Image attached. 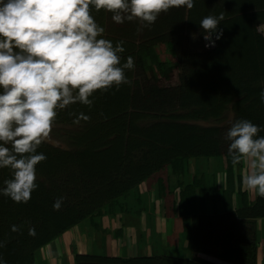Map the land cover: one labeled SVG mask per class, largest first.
Masks as SVG:
<instances>
[{
    "label": "trees",
    "instance_id": "trees-1",
    "mask_svg": "<svg viewBox=\"0 0 264 264\" xmlns=\"http://www.w3.org/2000/svg\"><path fill=\"white\" fill-rule=\"evenodd\" d=\"M186 9L184 7L185 11ZM189 10L194 21L189 22L187 26L182 20L184 16L182 9L173 7L168 12L161 13L153 25L144 28L139 34L132 33L131 29L126 27L118 28L117 26L115 29L110 27L113 30L110 36L114 37L112 40L109 37V40L113 42V45L124 41L125 51L119 54L124 57H121L123 59L121 66L127 62L128 55H135L137 52L138 65L142 67L140 69L146 72L143 67L149 68L153 73V79L148 86L138 82L133 84L135 92L132 96L124 94L122 91L117 93L114 85L108 91L95 92L90 97L93 100L91 107L77 102L72 108L68 106L63 110L65 119L68 121L76 119L80 113H84L90 119L88 121L81 120L85 125L83 126L84 132L79 135L71 133L67 141V149H57L47 143H43L37 149L38 154L42 153L43 149H47L49 153L46 155L49 156L51 163L42 161L36 166L38 187L32 192L30 201L26 204L15 202L17 211L9 213L5 220L0 221V241L5 242V246L0 248V256L3 257L6 264H37V261L40 263L42 262L41 251L44 249L46 253L47 247L53 251L47 263L57 264V261L63 257L60 255L63 249L60 247L62 235L77 226L80 221L89 219L94 213V206L93 208H90V204L86 206V200L88 203L93 201L91 203L93 205L96 200L98 201L100 210L98 214L91 217L90 223L98 231H103L110 228V225L105 226L100 220L106 211L103 208L106 207L110 211V206L118 207L119 201L124 198L129 207V218L132 211H135L140 220L143 214L148 212L146 195H149L150 191L155 192V197L152 199L155 210H158L160 205L167 209V205H170L168 196L171 195V192H179L176 208L180 209L179 217L183 220L186 241L193 250L192 258L179 256V250L176 255L168 254L166 249L157 255L141 252L128 257L112 255L106 257L92 254L89 247L85 249V252L83 249H78L72 264H207L206 260L200 256L201 254L211 255L231 264H264V241L261 242L259 239L256 222H244L247 224L248 228H246L252 237L251 240L241 234L243 227L241 218L246 220L264 218V213L257 211L258 208L264 207V201L262 197H258L257 200L254 199L250 203L249 196L242 197L244 195L243 177L240 176L241 174L236 176L235 166L232 165L231 157L228 155L230 142L225 139L231 124L225 125L226 127H215L191 123L194 121L191 119L192 116L200 117L203 109L208 111L215 107L210 93L219 102L233 107L235 100L232 89L237 91L246 88L256 89L253 80L264 73V64L262 67L255 65L254 69L257 72H248L249 76L245 78L231 79L238 72L247 71L252 65L247 58L240 65L235 63L232 66V62L229 65L231 61L228 59L229 57L223 58L225 51H222L220 43L223 37L217 41L215 48L204 51L202 41L205 33L199 23H196L195 16L201 11L212 13L216 10L217 17L223 13L224 20L220 22L219 28L224 31L227 26L232 27V33L226 35L223 32V36L247 37L243 38L247 51L243 50L244 47L243 51H239L234 45L235 55L253 56V53H264L261 51L264 49V37L256 38L258 26L264 24V0H194V7ZM252 21L257 27H251ZM134 23L138 22L134 21ZM169 26L171 27L170 31ZM141 33H145L157 43L166 42L168 40H164V38L170 37L172 48L169 50H172L171 53L178 58V65L186 68L189 63H192L193 68L199 73V79L195 82L182 77L181 87L171 84L160 86L161 81L173 79L175 65L170 60L161 61V58L156 55L146 58L145 48L148 46L139 49L137 47L138 43L146 42L140 35ZM193 34H195V38H193ZM175 37H178V41L175 40ZM154 53L156 54L157 51ZM148 60L150 61L147 62ZM214 64L230 66L229 71L226 70L228 79L222 78L219 81H214L209 76V68ZM131 72L126 69L125 75L128 77ZM205 77L211 83L207 82ZM239 85L243 88L240 89ZM223 87L226 89L224 92ZM262 90L258 91V97ZM112 93L120 94V96L116 97ZM250 94L252 93L250 92ZM112 97L120 104L122 110L126 108L127 98H130L128 109L124 112L118 111L121 115L116 118L108 116L111 113L117 114L116 110L111 109L109 114H105L109 111L108 107L112 108L110 105ZM258 100L261 101L257 99L247 108L241 107L239 114L241 110L242 114L240 117L238 115L237 120L247 119L260 126L259 137L264 136V109L259 107ZM188 104L196 105V110L191 111L192 108L186 110ZM177 109H180L179 112L183 116L179 115L181 121L166 123L161 120L162 115H167ZM223 112V107L222 109L218 108V114L214 117L222 116ZM59 116L60 114H57L55 121L59 120ZM148 118H152L149 121L156 120L160 124L150 122L151 128L143 126L142 122ZM132 133L137 134L133 137L140 138L133 146L128 140ZM195 134L197 137L193 138ZM201 137H203V142H200ZM130 141L132 142V139ZM197 142L202 143L201 149L197 148ZM145 147L148 150L146 153L141 151L143 155L137 163L141 173L135 172L136 175H134L133 168L128 164L133 160L131 153L139 148L143 150ZM196 157L207 160V175L210 176V182L207 181L206 174L201 173L200 168L203 163L201 160H195ZM215 157L222 159L223 170L220 168L219 172L226 173L227 185L224 189L216 186L218 172L215 170L214 163L209 167V163L211 164V160L214 162ZM166 168H169L171 172L167 178L164 176ZM247 170L249 172L251 170L249 164L246 165V174H248ZM94 174H97L98 177L89 186L87 180L94 177ZM172 177L174 182H171ZM210 184L211 192H209ZM146 185L150 190L146 189ZM97 186H105L103 189L106 193L83 199L84 195H87L90 190H95ZM170 188L171 191L168 192ZM128 193L131 195L127 199ZM236 194L243 199L242 207L235 204ZM60 197H63L64 200L60 210L57 211L54 210L53 204ZM161 200H163L162 204ZM209 200H211V205L213 204V213H209L208 210ZM9 202L13 203L14 201L9 197ZM168 210H165V213ZM28 212L36 221H42V224L34 227L35 237L30 236L29 232L26 235L19 232L16 243L8 242L10 240L9 233L14 223L11 221L15 219L13 215H19L20 217L17 219H20L23 213L25 216ZM149 212L152 217V209ZM237 218L240 220L236 224L228 223ZM45 219L46 222H44ZM111 225L115 224L111 223ZM224 227L227 228V231L223 229ZM111 233H114L113 235L120 240L133 241L134 239V234L125 226ZM123 237L124 239H122ZM132 247H135L133 242Z\"/></svg>",
    "mask_w": 264,
    "mask_h": 264
},
{
    "label": "clouds",
    "instance_id": "clouds-1",
    "mask_svg": "<svg viewBox=\"0 0 264 264\" xmlns=\"http://www.w3.org/2000/svg\"><path fill=\"white\" fill-rule=\"evenodd\" d=\"M173 7L192 9L194 0H0V168H10L12 179L0 193L16 203H28L36 183V166L47 159L37 149L51 140L57 110L74 103L91 107L97 91L116 90L131 84L125 70L135 68L129 56L121 66L124 41L116 45L102 38L105 28L92 9L110 12L116 24L138 21L137 33L153 25L161 13ZM224 14L204 17L205 50L223 36L219 28ZM195 38V34H193ZM264 102V90L260 92ZM75 115L74 113H69ZM90 117L73 120L79 125ZM260 126L239 119L231 124L225 139L233 166L247 162L244 186L264 198V136ZM10 145V147H8ZM64 198L53 204L60 210ZM13 232L20 226L12 225ZM35 237V228H29ZM5 242L0 241V248ZM0 264H6L0 256Z\"/></svg>",
    "mask_w": 264,
    "mask_h": 264
},
{
    "label": "rangeland",
    "instance_id": "rangeland-1",
    "mask_svg": "<svg viewBox=\"0 0 264 264\" xmlns=\"http://www.w3.org/2000/svg\"><path fill=\"white\" fill-rule=\"evenodd\" d=\"M215 14L216 16L218 15L216 10H214L212 13L207 12L204 13L203 11H201L200 13H198L195 16V21L196 23H200V21L209 15H213ZM92 15L95 18L96 22L105 28V33L103 34L102 38L108 39L109 37H111L110 35L112 34L113 30L110 29V27H112V29H115L117 26L118 28H130L132 33H136L137 32V28L139 26L138 23H134V22H129V21H125L123 24H119L116 25V23L113 22V20L111 19L112 14L107 11L101 10L100 12H96L94 10V8L92 9ZM190 15V12H189ZM110 16V18H109ZM194 21V18L192 17V22ZM138 22V21H137ZM184 25H188V22L185 23L184 21ZM264 25V24H263ZM251 27H257L256 24L254 23V21L251 22ZM171 30V27L169 26V31ZM259 31H263L264 32V27L259 28ZM187 32V30H186ZM226 35L227 34H231L232 33V27H228L223 31ZM143 38L144 41L146 42H142V43H138L137 47L138 49L140 47H146L148 46L146 49V54L145 57H151L152 55H156L159 58H161V61L165 62L167 60H170L175 66H174V77L171 80H163L159 83L160 86H167V85H172L175 87H181V82H182V77L187 78L189 81H197L199 79V73L196 69L193 68L192 63H189L187 65L186 68H183V66L178 65V58L175 57V54H172L171 51L169 49L172 48V44L170 43V37H165L164 40H168V41H163V42H154V40L152 38H150L149 36H147L145 33H141L140 34ZM263 37L260 33L256 34V38L258 39L259 37ZM114 36L111 37V40L113 39ZM223 40L220 42L222 44V51H225L223 54V58H227L230 59L232 62V66L236 63L237 65H240V63L247 58L250 62V64L252 66H247L249 67V69L246 70H242L240 72H238L237 74H235L234 76L231 77V79H234L236 77H241V78H245L247 76H249L248 72H257V70L254 69L255 65H262L264 64V53H253V56H246V55H235L236 53V48L234 47V45L237 47V50L239 51H247V48L244 47L245 41L243 40V38H247V37H235V38H231L230 36H222ZM110 40V41H111ZM175 40L178 41V37H175ZM197 41H198V37H197ZM203 44H202V48H204V44H206L207 42L204 41L203 39ZM170 43V46H169ZM228 45V46H227ZM217 46V41L214 47H210V50L215 48ZM243 47L245 49H243ZM257 48V47H255ZM243 49V50H242ZM154 51H157V53L155 54ZM205 51V49H204ZM207 51V50H206ZM261 51H264V49H261ZM128 54V53H127ZM125 56V55H124ZM133 57L134 61H135V68L133 70H131V75L130 76H126L129 80L132 81V83L129 84H122L119 87V90L117 91V93L119 91H122L124 94H129L130 96L134 95L135 89L133 87V84H137L140 83L141 85H145L148 86L149 83L152 81L153 79V73L149 68H144L146 70L142 71L140 68H142L140 65H138L139 62V57L137 56V52L135 53V55H128L127 57ZM123 57V56H121ZM153 57V56H152ZM124 58V57H123ZM121 60H123L121 58ZM227 60V59H226ZM150 60H148L147 62H149ZM225 61V60H224ZM177 63V64H176ZM122 64V63H121ZM226 65V64H222V65H217L214 64L212 66H210L208 74L209 76L214 80V81H219L222 78H226V74L230 69V66ZM260 67V69H261ZM259 69V70H260ZM227 70V72H226ZM258 70V71H259ZM205 79L207 80V82L211 81L205 77ZM228 79V78H226ZM225 79V81H226ZM224 81V83H225ZM253 85L256 89L253 88H246L242 91H237L235 89L233 90V98L235 100V103L233 105V107H228L227 105L221 103L218 101V99L213 95V94H209L210 98L212 99L215 107H212L210 110L206 111L205 109H203L202 111V116L200 117H191L192 120L191 123H195V124H201L204 126H219V127H224L225 125L228 126L230 124H232L234 121L237 120L238 115L240 117V115L242 114V110L239 114V110L241 109V107L247 108L249 106H251V104L254 103L255 100L260 99V97H258L259 95V90H264V73H262L258 78L253 80ZM233 87V85H231ZM230 86V87H231ZM226 87V85H225ZM239 88L242 89L243 86L239 85ZM116 89V87H115ZM224 90H226L223 87V92ZM226 92V91H225ZM250 92L252 94H250ZM114 94V93H112ZM120 96V94H114V96ZM254 95V96H253ZM115 97V98H116ZM215 101V102H214ZM130 103V98H127V102H126V108L122 110L121 106L119 103H117V101H115V99L112 97L111 98V102L110 105H112V108L108 107L107 109L109 111H107L105 114H109L110 110H116L117 114L115 113H111L108 116L111 117H118L119 115H121V113L119 112H124L128 109L129 104ZM259 107L264 109V102L262 101H257ZM222 105V106H221ZM74 106V104H71L69 107L72 108ZM223 107V115L220 117H214L215 115L218 114V108L222 109ZM191 111H195L196 110V105H191L188 104L186 107V110H190ZM243 108V109H244ZM122 110V111H120ZM119 111V112H118ZM180 109L177 110H173V112L168 113L167 115H162L161 120L163 122L166 123H171L172 121H181L179 115L182 116V114H180ZM65 111L63 110H57V114H60L59 116V120L55 121L52 127V132H51V140L52 141H56L58 143H49L46 142L49 146L57 148V149H67V141L72 134H76L79 135L82 132H84L83 130V126H85L82 121H80V124H74L73 120L68 121L67 119H65V114H63ZM182 112V111H181ZM188 113V112H187ZM99 114H102V112H99ZM184 114V113H183ZM183 117V116H182ZM152 120V118H148L145 122H142L143 126H147V128H151L152 127V122L156 123L157 125L160 124L159 121H149ZM198 120V121H195ZM151 122V123H150ZM151 124V125H150ZM225 126V127H226ZM161 129V128H159ZM158 129V130H159ZM150 132V129H149ZM203 133V132H202ZM137 134L132 133L130 134V139H132V142L129 140V142L131 143V145L133 146L136 143V140H139V137H133L136 136ZM207 135V134H206ZM206 135L204 136V138L206 137ZM133 137V138H132ZM197 135L195 134L193 136V138H196ZM200 142H203V137H201ZM198 143V147L199 149H201L202 143ZM197 146V144H195ZM196 146H194V148H196ZM8 147H10V145H8ZM44 151L42 152L47 159L44 161H47L48 163H51V160L49 158V156L46 155V153L48 154L49 151L47 149H43ZM148 150L147 147L142 149H138V150H134L131 153V156L133 158L132 161L128 162L129 165H131V167L133 168V174H135V172L137 174L141 173V169L140 166L137 165V163L141 160L142 157V152L144 151V153H146V151ZM221 161V157H215L214 158V162L213 160H211V164L209 163V167L213 166L214 163V167L215 170L218 172V177H217V181H219V179L221 178L219 170L217 168V165L219 164L217 161ZM195 160H201V162L203 163V165L201 166L200 170L202 174H206L207 176V160L201 159V157H196ZM248 163H244L241 162L240 164L235 166V172H236V176H238L239 174H241L240 176L244 177L245 175H247L245 173L246 170V165ZM220 166V165H219ZM247 173L249 174V171L247 170ZM76 174V173H75ZM171 174L169 168L164 169V176L167 178L169 177ZM87 176V174L85 175V177ZM220 176V177H219ZM97 174H94V177H91L90 180L88 179V184L89 186L92 185L93 181L95 178H97ZM12 171L10 168H0V189H3L4 187H6V185L4 184L5 180L8 179H12ZM83 178V177H82ZM93 178V179H92ZM92 179V180H91ZM207 181L210 182L209 180V176L207 177ZM174 182V178L172 177V181ZM49 183H53V182H49ZM52 185V184H51ZM53 186V185H52ZM106 186V185H105ZM103 186V187H105ZM148 190H150L149 186L146 185ZM145 186V187H146ZM210 186V192L212 191L211 188V184ZM103 187L97 186V188L95 190H90L89 193L87 195H84L85 197L83 199H88L90 196L94 197L96 195H104L106 193V191L103 189ZM171 191V188L168 190V192ZM243 193L244 195L242 196L243 198L246 196H250L252 192L250 190H248L244 185H243ZM2 193H0L1 195ZM179 194V192H178ZM131 195V193L127 194V199L128 196ZM153 197H155V192H151L149 193V195H146V209L148 212H145L143 214V217L139 220L137 215L135 214V211H132L131 216L129 218L128 215V206L126 205V201L125 199H121L119 201V206L116 208H113V206H110V211H111V215L112 218L110 220V224H106V216L102 218V222H105V226H109V229H105L103 231H98L97 229H95L93 226H91V217L93 215H95L96 213L98 214V211L100 210V207L98 206V201L96 200L95 204H91L93 203V201L91 203H88L86 200V206L88 204H90V208H93L94 206V213L91 214V217L89 219L86 220H82L80 221L77 226L72 227L71 229H69L67 232H65L62 235V239L60 241V247L63 248L62 249V253L60 254L61 256L63 255V257L60 259V261H57V264H72L74 263V260L72 259V256L74 257V255H76V253H78V249H83V252H85V249L90 247V251L92 252V254H98V255H103L108 257L109 255L112 256H123V257H128L129 255H137L139 254V248L142 247L144 254H149V255H157L159 252L162 251V253L164 252V250L166 249V252L168 254H174L173 250L174 248L176 250H179V256L181 257H186V258H192L193 256V250L191 245L186 241V235H185V231L183 230V220L179 217V207L178 210L176 208L177 201L173 199L172 195L168 196L169 197V204L167 205L168 208L165 209V207L163 205H160V208H158V210H155V212L153 213L152 217L150 215L151 212H149V210H151V207L153 206L154 202H152ZM258 195L255 197V200L258 199ZM96 199V198H95ZM159 199V198H158ZM262 200L264 201V198H262ZM211 200L208 201V204L210 203ZM163 203V200H161V204ZM169 209V210H168ZM176 211H175V210ZM103 210L108 211V208H103ZM131 210V209H130ZM165 210L168 212L165 213ZM17 208L15 207V202L11 203L9 202V197L1 195L0 196V221H3L7 218V215L11 212H16ZM178 211V214H177ZM257 211L259 213H264V207H260L257 209ZM213 212V209H211V203H210V210L209 213ZM110 214V213H109ZM110 215V217H111ZM177 216V218H176ZM19 215L14 214L13 218H15L14 220H12L11 222H14L13 225H17L20 226V231L18 232H13L11 230V232L9 233V237L10 240H8V242H12V243H16L17 241V237H18V233L22 232L25 235L29 232V228L30 227H35L37 225L42 224V221H36L35 218H33L31 216V214H29V212L24 216V213L22 214V218H19ZM240 220V219H232L231 221H229L228 223H234L236 224V222ZM254 219H242L241 221L243 222V227L241 230V234L243 235V237H245L248 240H251L252 237L250 236L248 230H247V224L244 222H253ZM256 220V219H255ZM263 222H264V218H262ZM8 221V220H7ZM85 221V222H84ZM112 221V222H111ZM44 222H46V219L44 220ZM115 224L114 226L111 225ZM256 224H257V220H256ZM126 227L129 228V231H131V233L134 234V239L133 241H130L129 239H124V237L122 239L124 240H120L118 237H116L115 235H113L114 233H111L117 229H120L121 227ZM247 227V228H246ZM257 231H258V235H259V239L262 242L264 240V228H262L260 230L259 226L257 225ZM12 229V227H11ZM225 231H227V228H223ZM6 238V236H5ZM60 240V239H59ZM132 242L134 244V248L132 247ZM52 249V248H51ZM77 249V250H76ZM77 251V252H76ZM177 253V252H176ZM53 251L49 250V247H47V251L45 253V250L43 249L41 251V259L42 262L39 263V261H37V264H49L47 263V261L50 259V257L52 256ZM175 255V254H174ZM200 256H202L207 264H231L227 261H222L221 259H218L214 256L211 255H203L201 254ZM65 257V258H64ZM64 258V259H63ZM235 264V263H234Z\"/></svg>",
    "mask_w": 264,
    "mask_h": 264
},
{
    "label": "crops",
    "instance_id": "crops-1",
    "mask_svg": "<svg viewBox=\"0 0 264 264\" xmlns=\"http://www.w3.org/2000/svg\"><path fill=\"white\" fill-rule=\"evenodd\" d=\"M179 8H181L182 9V11H183V17H182V20L183 21H185V23L186 22H191L192 21V18H191V16L189 15V12H190V10L189 9H186V11L184 10V7H179ZM261 27H264V25H263V23L260 25V26H258V31H257V33H260L263 37H264V32L263 31H259V28H261ZM219 164L217 165V168H218V170L220 171V168H221V170H223V165H222V159H221V161H220V159H219V161H217ZM245 163H247V162H245ZM220 165V166H219ZM220 173V176H221V178L219 179V181H217L216 182V186L217 187H220L221 189H224V188H226V185H227V181H226V173H224V172H219ZM209 175H207L206 177H208ZM219 176V177H220ZM209 179H210V176H209ZM210 192V191H209ZM171 195H172V197H173V199H174V201H175V199H176V201H177V203H178V200H179V197H178V192H171ZM257 196V194L256 193H252L249 197H250V199H249V202L250 203H252L251 201L252 200H254L255 199V197ZM211 203V202H210ZM242 203H243V199H241V196H239V195H237L236 194V197H235V204L238 206V207H242ZM155 206V205H154ZM154 206H152L151 207V209H152V213H154V210H155V207ZM211 209H213V204L211 205ZM175 210V209H174ZM208 210H210V206H209V208H208ZM176 211V210H175ZM110 213V214H109ZM211 213H213V212H211ZM105 215H108V216H106V224H110V220H111V218H112V215H111V211H104V216L103 217H105ZM110 215H111V217H110ZM102 217V218H103ZM102 218L100 219L101 221H102ZM257 220V225L259 226V228H260V230L262 229V228H264V222H263V220H262V218H258V219H256ZM112 222V221H111ZM253 222H256L255 220L253 221ZM103 225H105V222L103 223ZM264 241V240H263ZM262 241V242H263ZM262 245V244H261ZM141 252H143V249H142V247H140L139 248V253H141ZM176 252H177V250L174 248V250H173V253L176 255Z\"/></svg>",
    "mask_w": 264,
    "mask_h": 264
},
{
    "label": "bare ground",
    "instance_id": "bare-ground-1",
    "mask_svg": "<svg viewBox=\"0 0 264 264\" xmlns=\"http://www.w3.org/2000/svg\"><path fill=\"white\" fill-rule=\"evenodd\" d=\"M72 259L74 260V257L72 256ZM225 264H227V263H225Z\"/></svg>",
    "mask_w": 264,
    "mask_h": 264
}]
</instances>
